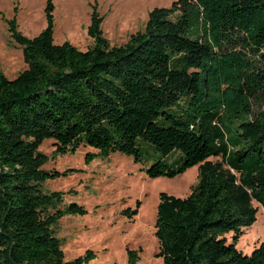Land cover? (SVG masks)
<instances>
[{
  "label": "trees",
  "instance_id": "trees-1",
  "mask_svg": "<svg viewBox=\"0 0 264 264\" xmlns=\"http://www.w3.org/2000/svg\"><path fill=\"white\" fill-rule=\"evenodd\" d=\"M42 11L45 25L33 37L4 19L26 66L12 78L0 73V264L94 258L88 249L62 257L51 226L84 209L58 208L60 192L40 189L59 174L41 168L44 139L59 154L84 145L95 150L85 159L121 152L135 161L141 139L152 149L149 178L196 166L184 197L158 194L154 256L162 264H264V239L248 254L236 248L255 221L252 202L264 214V0H174L150 9L120 45L103 37L91 4L84 50L53 44L51 0ZM139 203L121 214L131 218ZM138 251L126 249L127 264Z\"/></svg>",
  "mask_w": 264,
  "mask_h": 264
},
{
  "label": "rangeland",
  "instance_id": "rangeland-1",
  "mask_svg": "<svg viewBox=\"0 0 264 264\" xmlns=\"http://www.w3.org/2000/svg\"><path fill=\"white\" fill-rule=\"evenodd\" d=\"M51 1L52 43L67 41L84 50L92 44L86 34L91 4L102 17L103 37L110 45H120L131 33L143 28L150 9L167 7L174 0ZM44 2L0 0V73L4 76L12 78L26 66L20 47L9 36L4 19L14 17L16 29L26 37H33L45 25ZM51 141L44 139L39 146V151L45 155L41 168L59 174L43 180L40 189L44 193L60 192L58 208L74 202L84 209L81 214L59 216L51 226L60 242L63 259H72L88 249L93 251L94 258L86 264H127L126 249H139L134 264H162L161 259L154 256L157 242L153 224L158 194L164 192L184 197L196 181V166L172 178H149L143 167L152 162L146 161L147 153L152 149L141 139L136 141L141 150L138 161L121 152L85 159L86 153L95 150L84 145H79L74 152L59 154L53 152ZM155 156L159 158L157 153ZM163 159L170 162L169 156ZM136 200L140 203L134 216L128 218L121 214L126 208H134ZM252 204L257 207L255 221L243 229L236 243V248L245 254L264 239V214L257 203Z\"/></svg>",
  "mask_w": 264,
  "mask_h": 264
}]
</instances>
